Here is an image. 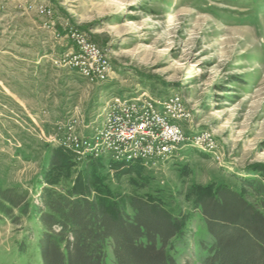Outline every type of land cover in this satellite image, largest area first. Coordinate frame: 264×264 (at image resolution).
<instances>
[{
	"label": "rangeland",
	"instance_id": "374dc122",
	"mask_svg": "<svg viewBox=\"0 0 264 264\" xmlns=\"http://www.w3.org/2000/svg\"><path fill=\"white\" fill-rule=\"evenodd\" d=\"M75 34L103 50L106 79L68 63ZM176 95L191 113L181 122L189 142L156 164L128 173L111 165L130 162L81 156L65 143L67 125L92 135L114 98L154 103ZM56 148L75 161L58 183L47 179ZM97 159L107 165L98 171L101 190L116 200L144 196L181 216L178 264H204L213 239L197 197L227 186L253 203L261 198L264 0H0V186L25 188L42 205L44 188L65 192ZM28 224L0 218V264H23ZM107 261L114 264L111 253Z\"/></svg>",
	"mask_w": 264,
	"mask_h": 264
},
{
	"label": "trees",
	"instance_id": "16d2710c",
	"mask_svg": "<svg viewBox=\"0 0 264 264\" xmlns=\"http://www.w3.org/2000/svg\"><path fill=\"white\" fill-rule=\"evenodd\" d=\"M72 166V153L54 149L48 181L60 182ZM105 167L101 159L91 161L65 192L44 188L42 205L32 203L25 188L0 186V218L29 221L19 244L23 264H108L109 253L114 264H178L173 241L184 236L185 220L144 196L113 199L96 184ZM111 167L144 168L139 162ZM255 189L257 203L227 186L197 197L213 239L204 264H264V184Z\"/></svg>",
	"mask_w": 264,
	"mask_h": 264
},
{
	"label": "built area",
	"instance_id": "2783aa9c",
	"mask_svg": "<svg viewBox=\"0 0 264 264\" xmlns=\"http://www.w3.org/2000/svg\"><path fill=\"white\" fill-rule=\"evenodd\" d=\"M75 41L78 49L68 54V63L92 79H106L111 66L103 50L83 34H75ZM103 116L92 135L78 136L67 125L68 147L81 156L109 154L115 161L150 166L175 155L189 142L181 122L191 113L179 95L154 103L117 97L107 102ZM199 138L204 143L211 139L208 132Z\"/></svg>",
	"mask_w": 264,
	"mask_h": 264
}]
</instances>
